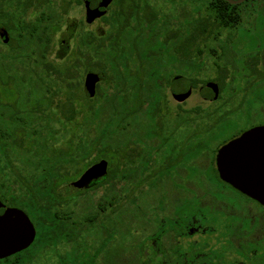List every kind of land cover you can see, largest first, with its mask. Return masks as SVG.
<instances>
[{
	"label": "trees",
	"instance_id": "16d2710c",
	"mask_svg": "<svg viewBox=\"0 0 264 264\" xmlns=\"http://www.w3.org/2000/svg\"><path fill=\"white\" fill-rule=\"evenodd\" d=\"M82 2L0 0V30L9 35L6 42L0 35V83L15 80L16 94H20L14 104L0 101V199L22 210L36 228L34 241L0 259V264H35L38 254L53 241L51 230L61 228L59 215L69 211L64 204L71 202L72 194L82 191L61 188L101 161L106 163L102 180L79 192L88 197L89 207L96 203L85 220L94 223L97 214L104 211L109 218L115 174L118 234H125L128 211L141 214L144 210L132 191L155 186L157 172L160 177L164 172L171 177L176 165L158 159L162 145L152 143L157 140L156 125L192 121L189 112L171 118L162 111L161 103L167 98L160 81L164 66L157 46L162 36L173 42L178 34L169 31L174 11L163 12L155 5L157 1L87 0L96 8L99 15L94 19L99 18L102 27L85 30L80 21L70 36L61 33L74 39L64 60L56 62V58L62 59L59 54L50 58L54 36L64 23L69 24L70 8ZM192 2L197 3L193 10L209 13L199 18L198 26L238 23V4L226 0ZM189 19V15L183 16L177 27L190 26ZM88 73L99 77L92 94L84 89ZM81 84L83 97L77 93ZM55 108L64 131L51 141L56 131L51 130L54 118L48 110ZM198 116L197 122L209 121L200 111ZM141 129L143 135L133 139L132 132ZM151 174L156 178L149 179ZM97 190L101 199L96 201ZM118 264L125 263L120 260Z\"/></svg>",
	"mask_w": 264,
	"mask_h": 264
},
{
	"label": "flooded vegetation",
	"instance_id": "af4514ba",
	"mask_svg": "<svg viewBox=\"0 0 264 264\" xmlns=\"http://www.w3.org/2000/svg\"><path fill=\"white\" fill-rule=\"evenodd\" d=\"M190 2L189 10L184 9L180 14L175 10L174 17H170L169 31L178 34L174 41H165L166 37L162 36L157 46L164 66L160 81L167 98L161 103L162 111L171 117L166 107L170 96L176 102L172 117L189 112L192 120L155 127L157 140L152 143L162 145L159 160L176 163L172 176L164 172L160 177L161 173L157 172L159 179L155 186L132 189L144 210L141 214L132 209L128 211V231L123 235L118 234L117 227L115 174L109 218L104 211L97 214L96 222L86 221V214L94 210L96 203L89 207L88 197L79 193L85 189L72 194L71 202L64 204L69 211L59 215L60 230H51L53 241L45 250L49 264H86L87 261L118 264L120 260L136 264L138 259L141 264H264V233L257 237V230H264V205L222 179L216 165L217 151L222 145L264 125V120L257 123L254 117V121L226 138L218 139L214 133L215 128L226 125L218 123L221 116H228V112L230 115L244 113L245 109H250L249 112L253 109L257 115L264 104L261 79L264 46L257 43V32L264 37V10H239L235 26H198L199 12L193 10L196 3ZM82 5L86 14L91 5L86 6L85 1ZM262 6L264 0H257V8ZM187 15L190 26L177 27V21ZM256 18L263 22L258 30L250 26ZM253 29L255 40L248 43L240 31L249 33ZM70 38L65 44L64 40L60 43L65 48L59 47V56L70 52ZM191 97L197 99L186 107L185 102ZM199 111L204 119L214 121L197 122ZM139 134L143 135L142 129L136 134L132 132L131 137L134 139ZM200 158L206 162L200 163ZM154 176L151 174L148 178ZM96 193L97 201L101 199V191ZM0 201L4 207H17ZM137 228L139 233L131 231ZM39 261L40 258L35 264Z\"/></svg>",
	"mask_w": 264,
	"mask_h": 264
},
{
	"label": "water",
	"instance_id": "95a60500",
	"mask_svg": "<svg viewBox=\"0 0 264 264\" xmlns=\"http://www.w3.org/2000/svg\"><path fill=\"white\" fill-rule=\"evenodd\" d=\"M88 6L87 0H83ZM230 4H239L245 0H226ZM98 12L94 6L87 7L85 20L92 21ZM3 42L9 39L7 31L0 30ZM67 42L64 36H60ZM99 77L88 73L84 89L94 92ZM216 165L220 177L234 187L256 199L264 205V125L242 133L239 137L222 145L216 155ZM106 173L105 161L88 167L81 176L61 191L81 190L93 185ZM68 193V192H67ZM35 228L29 217L20 209L4 207L0 201V259L26 249L34 240Z\"/></svg>",
	"mask_w": 264,
	"mask_h": 264
},
{
	"label": "rangeland",
	"instance_id": "374dc122",
	"mask_svg": "<svg viewBox=\"0 0 264 264\" xmlns=\"http://www.w3.org/2000/svg\"><path fill=\"white\" fill-rule=\"evenodd\" d=\"M157 1V2H156ZM192 1V0H191ZM156 2V6L157 7H161L163 10V12H167V13H170L171 11H174L177 10L180 13L183 12L184 9L186 10H189L190 6H191V2L190 0H151V3H154ZM243 3V2H242ZM252 3V4H251ZM193 4V3H192ZM197 4V3H196ZM238 8L240 10H245V11H250V10H255V11H258V10H264V6L262 7H258L257 8V0H248L245 4H241L239 3L238 4ZM206 12L205 9H202L199 13H198V17H205L206 16ZM84 16H85V12H84V7L82 4H74L68 14H67V19H68V22L69 24H65L62 26V28L60 29V31H58L56 33V35L54 36V41H55V45L52 49V52L50 53V58L51 59H54L56 58V55L58 54L56 51L59 49V45H60V34L62 32H66V33H74L77 29H78V25L80 24V21L83 22V25H84V29L85 30H94V29H99L102 27V22L100 19H97L96 21L90 23V24H87L85 21H84ZM262 21L261 20H257V18L254 20V22L252 23V25H250L252 28H257V30L262 26ZM241 25V24H240ZM239 25V26H240ZM245 25V24H243ZM254 29L251 32L248 33V32H245L244 30H241L240 31V34H241V37L245 39L246 42L248 43H253L254 42ZM69 45H70V48L73 46V43H74V39L73 38H70L69 39ZM257 43H261L259 44V46H264V37L259 34V32H257ZM65 44V42H64ZM1 46L3 48H5L4 45L1 44ZM64 50L65 46H61L60 47V50ZM63 57V56H62ZM60 56V58H62ZM64 58L62 59H57L56 58V62H61L63 61ZM12 74V71L9 72L7 74V76H11ZM84 79V75L82 77ZM263 81H264V77L261 78ZM16 82L15 80H10L9 82H7V84H2L0 83V101L1 102H4V103H16L18 100H20V98H18V95L20 94H16ZM263 90H264V87H263ZM77 93L79 95H81L83 97V89H82V84L81 86L77 89ZM169 97V100H168V104L166 105L167 107V112L169 113L168 115L169 116H174V112L176 110V102L174 101V99H172V97L168 96ZM197 98L195 97H191L189 98L186 102H185V106L188 107L190 106L192 103H194L196 101ZM82 100V99H81ZM83 102V106H85L84 104H86L84 98L82 100ZM198 102H200V100H198ZM15 105H18V104H15ZM53 106H55V101L53 103ZM262 108L261 110L259 109V111L257 112V115H254V110L251 109V111L249 112L250 109H245L244 113L242 112H237L235 114H231L228 112V116L225 115L224 117L223 116H219L220 117V120L218 119H215V120H218V123H222V122H225L226 125L223 126V127H218V128H215L216 131L214 133H217V138L220 139V138H226L228 137L229 135H231L232 133L236 132V130L238 129H241V127L243 125H246L248 124L250 121H254V117L255 119L257 118V123L260 122V121H263L264 120V104L261 105ZM48 113L51 117V119L53 120L54 118V122L52 121V128L51 130L52 131H56L54 137H51L53 141L55 139V137H60V134L64 131L62 129V124L60 121H58L59 118H61L60 114H59V111H58V108H55L53 111L52 110H48ZM209 121H214V119H210ZM256 122V121H255ZM54 123V124H53ZM228 124V126H227ZM65 138V137H64ZM63 138V139H64ZM50 142V140H49ZM59 142V141H58ZM206 162V159L205 158H200V163H205ZM97 198V196H95ZM259 208V207H257ZM264 223V222H262ZM134 230L137 231V233L140 232V229H131V231L134 232ZM143 233V231H142ZM263 233H264V230H261V229H258L257 230V237H261L263 236ZM131 234V233H129ZM127 235V234H126ZM263 251V255H264V249L262 250ZM45 255H46V251L44 253H39L38 256L36 257L35 260L38 261V259L40 258V261H39V264H49L50 263V260L48 261L47 258H45ZM89 264V263H87Z\"/></svg>",
	"mask_w": 264,
	"mask_h": 264
}]
</instances>
